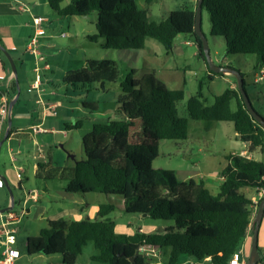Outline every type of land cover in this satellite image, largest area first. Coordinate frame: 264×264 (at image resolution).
<instances>
[{
	"label": "trees",
	"instance_id": "1",
	"mask_svg": "<svg viewBox=\"0 0 264 264\" xmlns=\"http://www.w3.org/2000/svg\"><path fill=\"white\" fill-rule=\"evenodd\" d=\"M153 1L145 3L150 5ZM47 2L60 17L85 18L96 12L97 34L88 38L91 42L103 40L107 49L142 51L147 39H153L171 52L176 38L184 35L195 38L198 54L205 60L202 42L196 36V10L174 11L156 23L150 21L147 11L137 7L136 0ZM202 7L210 15L211 35L224 39L227 55H253L255 69L264 68V0H203ZM207 70L210 81L222 75L211 72L208 65ZM137 76L138 71L132 70L121 84L123 95L118 99L116 112L120 119L94 124L83 137L85 159L76 162L71 176L65 179V191L80 196H120L126 214L173 221L174 225L161 233L137 230L132 235L118 234L113 216L118 207L101 204L92 220L49 221L38 236L27 239L28 256L61 257L62 264H76L84 248L93 243L97 254L91 260L103 264H154L140 251L144 246L167 256L163 264H180L184 256L199 262L208 260L210 264H229L242 247L254 222L255 207L243 190L264 186V163L252 157L228 155L222 171L223 183L216 195L202 178L181 181L175 171L154 168L161 141L188 139V120L181 118L178 111L185 93L183 89H169L153 72ZM118 78L115 61L93 60L81 69L68 71L63 82L99 84L104 90L106 83H115ZM11 90L17 94L15 82ZM90 110L95 112L98 108L91 106ZM186 110L192 121L232 123L237 140L249 146L250 154L258 150L264 153V129L247 111L238 89L225 90L213 105L206 106L203 83H199V91L188 100ZM138 123L145 135L133 142L131 130ZM80 127L78 122L74 129ZM11 134L12 129L7 140ZM50 166L38 163L36 178L52 179ZM259 252L262 255L260 248Z\"/></svg>",
	"mask_w": 264,
	"mask_h": 264
},
{
	"label": "rangeland",
	"instance_id": "2",
	"mask_svg": "<svg viewBox=\"0 0 264 264\" xmlns=\"http://www.w3.org/2000/svg\"><path fill=\"white\" fill-rule=\"evenodd\" d=\"M197 2L198 0H154L150 5H147L145 0H136V5L139 9L147 11L151 22L158 23L166 20L171 12L184 9L196 10ZM32 3H27L31 10H33ZM68 3L69 1L62 6H66ZM38 8L47 11L48 18L51 19L48 26L51 39L48 40L50 49H48L47 57L53 70L52 72H43L46 79L50 81L47 85L43 78L44 83L40 90V92L47 90L48 94H40L38 90L31 87V83L35 79L34 61L33 56L26 53L23 59H26L27 62H25L23 72L18 68L20 63L16 67L17 94L20 95V98L18 103L13 106L11 113L13 135L2 145L0 150V173L8 178L9 170L13 171L15 167H21L24 170L22 173L23 190H35L42 194V202L48 211L46 217L55 212L54 203L57 202V188L60 187L62 181L37 179L35 171L38 163H50L51 173L56 174L55 172H57L56 176L60 178L69 177L76 162L85 159L82 139L92 131L93 125L120 119L116 112L118 99L123 95L121 84L132 70L138 71V78L153 72L169 89H183L185 93L184 100L178 103V111L181 118L188 120L190 139L188 142L161 141L160 155L153 163L154 168L179 172L191 162L195 166L196 164L199 166L200 174L205 179L211 180L214 177L210 174H222L227 165L226 157L228 155L235 152L240 153L244 148L243 143L235 137L236 132L232 123L197 122L189 119L186 110L187 103L192 96L197 95L199 83H203V100L206 106L213 105L214 99L222 95L225 90L230 89L231 86L235 85L238 89L237 78L233 74L220 73L222 75L216 76L212 81L209 80L207 63L198 54L195 38L178 36L171 52L166 51L161 43L153 39H147L146 48L142 51L112 50L105 48L103 40L91 42L88 38L97 34L96 12L85 18L60 17L50 9L48 4L43 3V6ZM201 30L208 42L211 61L218 67H231L244 75L247 83L246 91L253 107L264 118V82L255 83V75L259 77L261 71V68L255 71L256 57L253 55H227L224 39L211 35L210 15L205 10L202 11ZM61 34H64L66 38ZM4 59L7 66L11 68L8 58L4 57ZM93 60L115 61L119 70L118 80L115 83H106L104 90L99 84H64L65 72L81 69L87 61ZM58 101L62 103L61 106H57ZM91 106H96L98 110L91 111ZM231 107L235 111L234 102ZM78 122H81V127L74 129ZM32 125L39 126L32 129ZM18 131L20 132L17 133ZM141 134L145 135L138 123L131 130L132 141L135 142ZM179 148L182 149V153L178 152ZM12 156L16 158L17 163L12 162ZM58 169L63 170V174H59ZM214 180L217 181L218 178ZM219 190V185L210 186V191L215 195L219 193ZM10 191L15 199V211H18L23 206L20 203L23 195L17 186H9V188L5 186L0 189V207L10 203ZM243 191L247 195L251 193L249 188ZM76 198L86 206L82 212V220L95 219L97 214L95 209H98L101 204H115L118 208L113 216L117 231L120 233L123 227L126 232L122 233L129 234L135 233L137 227L142 226L148 232H151L150 226H156L158 233H161L164 231L161 230L163 227L174 225L173 221L153 220L140 215L126 214L120 208L123 204V199L120 196L87 194L85 196L76 195ZM28 208H30L31 215L28 214L29 216L16 226L19 236L23 238L16 245L21 253L17 264L61 263L62 261L58 257L56 259L44 255L33 257L27 255L26 240L29 237L38 236L39 229L47 227L42 224L36 227L31 223L27 224L28 219L33 218L36 206L30 204ZM95 254H97V250L93 243H89L76 264H103L91 261L90 257ZM166 260L167 256L162 254L152 261L154 264H163ZM180 264L205 263L184 256L181 258Z\"/></svg>",
	"mask_w": 264,
	"mask_h": 264
},
{
	"label": "crops",
	"instance_id": "3",
	"mask_svg": "<svg viewBox=\"0 0 264 264\" xmlns=\"http://www.w3.org/2000/svg\"><path fill=\"white\" fill-rule=\"evenodd\" d=\"M18 2H20L21 4L26 5V6H27V3L33 2L32 3L33 4V10H31V8L29 6H27L30 9V12L20 11L19 8L16 6ZM43 3H45V5L48 4L47 0H0V47L4 48L9 53V55L11 56V58L13 59L15 65H16V67H17V64L20 63L18 68H19V70H22V72H23L25 64H26L25 62H27L26 59H23L26 56V53H28V55L33 56V61H34V71L33 72L35 74V79H34V81H32V83L35 81H38L40 83V87L38 90L39 92L41 90L42 84L44 83L43 78L45 79V83L47 85L49 84V81H50V80L48 81L46 79V75H43V72H52V70H53L52 67L50 66L49 58L47 57V55L49 54L48 49H50L48 40L51 39V35L48 33V31H49L48 26L51 23V19L48 18L49 14L47 11L45 12L43 9L38 8L41 5L43 6ZM32 16H41L47 20V22L44 23L43 28L47 32L49 37L48 38H41L40 39V47H39L40 52L42 53V55L44 57L43 61L38 60V57H36V55L30 53L27 49L28 44L30 42V39L34 34V25H33ZM62 35H64V34H61V36ZM70 54H71V56H73L72 52H70ZM3 56H4V53L1 51V54H0V75L5 76V83H4L2 88L5 89L8 87V90L10 93V98L12 101L15 98H17V95H18V94H13L12 90H11L12 84L14 82L16 83L15 74L13 73L12 68L8 67L6 64L5 59H4V57H6V56H4V57ZM47 65L49 66V69L46 68ZM10 66H11V64H10ZM257 69H255V71ZM262 71H264V68H261L260 74ZM66 73L67 72H65V74ZM255 77H256L255 78L256 84L264 82V79L257 81L256 79L258 76L255 75ZM32 83H31V87H32ZM230 89L235 90V89H237V87L235 85H233V86H231ZM40 94H46L47 95L48 92H47V90H44V91L42 90V92H40ZM19 98H20V95H19L15 105L18 103ZM56 104H57V106L62 105V103L60 101H58ZM11 113H9L10 117H11ZM223 123H225V122H223ZM36 126H39V125H32L31 128L34 129ZM7 127H8V124H7L6 128L4 129L1 141L5 137ZM40 130H38V131H40ZM19 132L20 131H18L17 133H19ZM12 135H13V132H12L11 136ZM189 139H190V135L188 136V139L186 141L188 142ZM236 139H237V137H236ZM8 140H6V141H8ZM243 145H244V148L241 149L240 153L235 152L232 154L233 155H243V156L248 157V158L252 157L255 160H258V161H261L264 163V153H262L258 150L254 154H250L249 150H248L249 146L247 144H244V143H243ZM178 152L182 153V149L179 148ZM12 158L15 159L12 162L17 163L16 158L14 156H12ZM155 162H156V160L154 161V163ZM40 163H44V162H40ZM159 169H162V168H159ZM57 171H59V174H63V170L58 169ZM23 172H24V170L21 167H18V168L15 167V170H13V171L9 170L7 172V173H9L8 178H7V176L6 177L3 176L1 173H0V178H2L3 180L6 179V181L8 182L10 187L11 186H17L20 189V191H22L23 197H22V200L20 201L21 205L23 204V202L26 200L27 196L30 193H34V192L37 193V195H38L37 199L36 200L31 199V200H29V203H28V205H30V204L35 205L36 208L34 209L35 211H33V213H34L33 218L31 220L28 219L27 224L31 223V224H33L34 227H36L39 225L41 226V224L44 226H47L49 221H54V220H59V219H64V220L69 221V222L82 220V214H83L82 212H83V208H84L83 203H81V202H79V200H77L76 195L69 194L65 191V179H68L72 173L67 178H63V177L60 178V177L56 176L57 172H55L56 174L53 175L52 179H49L50 181H62V183H61L60 187L57 188L58 189L57 190V202L55 201V203H54L55 204V209H54L55 212L53 214H51L49 217H46V214L48 211L46 210L47 208L42 202V197H43L42 194H39L35 190H33V191L23 190V186H22V182H23L22 173ZM36 172H37V168L35 171V177H36ZM175 172L181 181H188L190 179L197 180V179L202 178L205 181L206 187L209 190H210V186H216V185L221 186V184L223 183L222 174L221 175H217L215 173L210 174V176L214 177V179L218 178L217 181L211 178L212 181L218 182V183L215 182L213 184V182L211 180L205 179V177H203V175L200 174L201 171H200L199 166H197V164L195 166V164L191 163V162L189 165L182 168L179 172H177V171H175ZM19 184H20V187H19ZM262 189H263V198H264V186ZM259 193H260L259 189H251L250 195H247L246 193L245 194L252 201H254V199H256L259 196ZM9 205H10V203L9 204L6 203L5 205H3L4 207H0V210L7 208ZM15 206H16V203H15ZM123 206H124V204H121L120 208L122 210H123ZM258 207H259V205L254 207L253 219H255V217L257 215ZM98 209H95V213L98 212ZM27 211H28V214L31 215L30 208H28V206H27ZM29 215H27V216H29ZM144 218H147V217H144ZM129 225H131V224H129ZM0 226H1V218H0ZM149 228H150L151 232H158V229L156 228V226H150ZM166 228L167 227H163L161 230H165ZM40 230L41 229H39V232H40ZM128 230H130V229H128ZM137 230H141L144 233H149L148 231H146V229L143 226L137 227ZM122 232H126L125 227L122 228V231L120 233L119 231H117V225H116V233L125 234ZM132 234H134V233H129V234L127 233V235H132ZM22 239L23 238L21 236H19V234H18L16 245H18V242ZM252 243H253V229L251 226L247 232L245 239L243 240L242 247H241L243 252H244L243 259L246 261H248L249 256L251 254ZM16 245H15V247H16ZM26 245H27V240L25 243V247H26ZM4 248H5L4 240L0 237V258H1V253L4 250ZM258 248H260L261 252L263 253V251H264V216L262 218V221L260 223L259 230H258ZM55 258L57 259V257H55ZM58 258H60L61 259L60 261H62L61 257H58ZM90 259H91V257H90ZM261 260H262V262L260 261L259 264H264V258H262V255H261ZM202 263L210 264L208 262V260L203 261ZM59 264H62V262Z\"/></svg>",
	"mask_w": 264,
	"mask_h": 264
},
{
	"label": "built area",
	"instance_id": "4",
	"mask_svg": "<svg viewBox=\"0 0 264 264\" xmlns=\"http://www.w3.org/2000/svg\"><path fill=\"white\" fill-rule=\"evenodd\" d=\"M20 11L23 12H30V9L26 6L21 4L20 2L16 5ZM33 25H34V34L30 39L28 44V51L36 57L38 60L43 61L44 57L40 52V39L41 38H48L47 32L44 30L43 25L47 22V20L41 16H32ZM65 37V35H62ZM49 69V66H46ZM264 79V71L261 72L260 76L256 79L260 81ZM5 83V76L0 75V143L1 138L8 124V117H9V110H10V93L7 88H2ZM32 87L36 90H39L40 83L35 81L32 83ZM15 159L12 158V161ZM5 187V183L2 178H0V189ZM263 188V187H262ZM260 188L259 196L254 199L253 203L255 206H258L260 201L263 199V189ZM37 193H30L26 200L23 202V206L18 211H15V207L12 211H8L4 214L0 215L1 218V226H0V237L4 240L5 248L1 253L0 264H17L18 260L21 258L20 251L15 247L17 238H18V230L16 228L23 219H25L28 215L27 206L29 200L37 199ZM140 251L145 254L147 258L150 260H154L155 258H159L161 256L160 251L156 250L155 248L144 246L140 249ZM244 252L242 248L236 251L230 260L229 264H247V261L243 259ZM262 258H264V251L262 253Z\"/></svg>",
	"mask_w": 264,
	"mask_h": 264
},
{
	"label": "water",
	"instance_id": "5",
	"mask_svg": "<svg viewBox=\"0 0 264 264\" xmlns=\"http://www.w3.org/2000/svg\"><path fill=\"white\" fill-rule=\"evenodd\" d=\"M202 3L203 0H198L197 2V9H196V36L201 40L202 42V52H203V56L205 58V61L208 65V69L215 73V74H233L236 78H237V82H238V90L243 98L244 104L246 106L247 111L249 112V114L252 116V118L264 129V118L255 110V108L253 107V104L245 90L244 87V80H243V76L240 72L235 71L231 68H223V67H218L216 66L210 59L209 57V52H208V42L206 40V37L204 36V34L202 33L201 30V20H202V11H203V7H202ZM1 51L5 54V56L8 58L10 64H11V68L13 70V73L15 74V81L16 84L18 86L17 83V69H16V65L13 61V59L11 58V56L9 55V53L4 49L1 48ZM19 97V94L17 95V98H15L14 100L11 101L10 103V110L9 113L12 112L13 106L15 105V103L17 102V99ZM12 127V120L11 117L9 115L8 117V127L6 130V134L5 137L3 138V140L0 143V150L2 145L6 142L8 135L10 133V129ZM74 158V157H72ZM5 183V186L7 188H9V184L8 182L5 180H3ZM11 194V200H10V205L3 209L0 210V215L4 214L8 211H12L15 207V199L14 196L12 194V192L10 191ZM264 216V198L260 201L259 203V207H258V212L257 215L254 219V222L252 224V229H253V243H252V250H251V254L249 256V259L247 261V264H259L261 261V255L259 252V248H258V230H259V226L260 223L262 221V218ZM143 217H146V215H143ZM139 255V254H138Z\"/></svg>",
	"mask_w": 264,
	"mask_h": 264
}]
</instances>
